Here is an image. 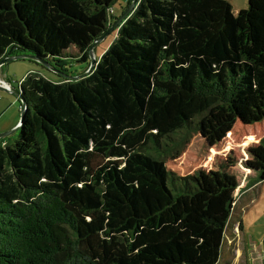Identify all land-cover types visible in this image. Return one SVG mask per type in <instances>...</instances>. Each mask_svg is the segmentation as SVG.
<instances>
[{
	"label": "trees",
	"instance_id": "16d2710c",
	"mask_svg": "<svg viewBox=\"0 0 264 264\" xmlns=\"http://www.w3.org/2000/svg\"><path fill=\"white\" fill-rule=\"evenodd\" d=\"M116 1L0 0V62L30 54L52 71L19 83L18 138L0 139V264L220 260L236 184L163 158L216 105L264 121V0L236 14L227 0H138L89 74L68 79L69 60L88 70Z\"/></svg>",
	"mask_w": 264,
	"mask_h": 264
},
{
	"label": "rangeland",
	"instance_id": "374dc122",
	"mask_svg": "<svg viewBox=\"0 0 264 264\" xmlns=\"http://www.w3.org/2000/svg\"><path fill=\"white\" fill-rule=\"evenodd\" d=\"M127 2L128 0L116 1L113 6L114 16H121ZM235 8H247V0H234ZM118 27L94 45L88 59L89 66L113 42ZM69 64L70 73L74 76L84 73V63L76 64L74 60H69ZM4 65L2 70L0 68V75H4L11 82L12 88L18 87L29 72L37 71L52 78L51 69L31 60L22 59ZM20 116L21 103L16 95L0 89V134L12 131ZM197 120L200 130L189 137L183 150V146L178 147L181 150L179 156H164L167 169L179 176L191 174L199 179V176H204L210 187L214 188L233 180L237 186L235 196L238 199L242 191L249 187V177L264 167V122L243 125L234 117L228 105H216ZM18 135L19 131H16L7 137L16 140ZM180 138V134L173 136V142ZM241 203L238 199L237 207Z\"/></svg>",
	"mask_w": 264,
	"mask_h": 264
},
{
	"label": "crops",
	"instance_id": "0c3cea01",
	"mask_svg": "<svg viewBox=\"0 0 264 264\" xmlns=\"http://www.w3.org/2000/svg\"><path fill=\"white\" fill-rule=\"evenodd\" d=\"M227 1L234 13L242 10L234 9V0ZM4 66L0 67L1 70ZM0 76L2 82L11 85L4 75ZM248 181L252 186L243 190L238 198L242 205H238L228 229L218 264H264V170L261 174L253 173Z\"/></svg>",
	"mask_w": 264,
	"mask_h": 264
},
{
	"label": "water",
	"instance_id": "95a60500",
	"mask_svg": "<svg viewBox=\"0 0 264 264\" xmlns=\"http://www.w3.org/2000/svg\"><path fill=\"white\" fill-rule=\"evenodd\" d=\"M137 2H138V0H132L131 4L126 9V11L117 19V21H115V23L112 25V27L109 29V31H107L103 35V37L101 39H103L109 32L113 31L115 28H117L118 26H120L129 17V15L132 13V11L134 10L135 6L137 5ZM100 40H98V41H100ZM98 41H96L90 47L89 55H90L91 50L93 49L94 45ZM22 59L31 60V61H34V62H36V63H38V64H40V65H42L44 67L50 68L49 65H48V62L42 60L39 57L30 55V54H20V55H16V56L7 57L3 61L0 62V66H2L5 63H8V62L22 60ZM94 65H95V59L92 60L90 66L88 68V70L86 72H84L83 74H80L78 76H66V77L68 79H70V80H80V79H83L94 68ZM2 83L3 82L0 80V89L14 93L16 95V97L18 98V100L20 101V103H21V116H20V120H19L18 124L16 125V127L12 131H10V132L0 134V139L9 136L11 133H14V132L18 131L21 128V125H22V122H23V119H24V116H25V112H26V109H27L26 104H25L24 100L22 99V97L20 95V91L17 90L16 88H12L10 85H8L6 83H3V84H5L4 86H9V88H6V87H4L2 85Z\"/></svg>",
	"mask_w": 264,
	"mask_h": 264
},
{
	"label": "built area",
	"instance_id": "2783aa9c",
	"mask_svg": "<svg viewBox=\"0 0 264 264\" xmlns=\"http://www.w3.org/2000/svg\"><path fill=\"white\" fill-rule=\"evenodd\" d=\"M0 67H1V66H0ZM3 83H4V82H3ZM3 83H2V85L4 86L5 84H3ZM4 87H6V86H4Z\"/></svg>",
	"mask_w": 264,
	"mask_h": 264
},
{
	"label": "bare ground",
	"instance_id": "6f19581e",
	"mask_svg": "<svg viewBox=\"0 0 264 264\" xmlns=\"http://www.w3.org/2000/svg\"><path fill=\"white\" fill-rule=\"evenodd\" d=\"M6 88H9V86H6Z\"/></svg>",
	"mask_w": 264,
	"mask_h": 264
}]
</instances>
